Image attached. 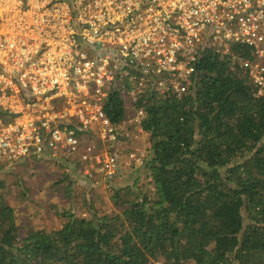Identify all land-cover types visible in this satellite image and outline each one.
<instances>
[{
    "label": "trees",
    "instance_id": "trees-1",
    "mask_svg": "<svg viewBox=\"0 0 264 264\" xmlns=\"http://www.w3.org/2000/svg\"><path fill=\"white\" fill-rule=\"evenodd\" d=\"M234 55L248 58L249 50H206L187 92L134 102L145 110L136 122L149 139L146 181L112 185L115 175L106 177L109 212L91 197L78 208L49 202L60 227L29 224L21 236L0 176V264H264V96ZM104 107L119 132L125 100L113 90ZM40 160L74 165L58 181H67L63 188L77 171L94 181L75 159Z\"/></svg>",
    "mask_w": 264,
    "mask_h": 264
},
{
    "label": "built area",
    "instance_id": "built-area-1",
    "mask_svg": "<svg viewBox=\"0 0 264 264\" xmlns=\"http://www.w3.org/2000/svg\"><path fill=\"white\" fill-rule=\"evenodd\" d=\"M234 45L264 96V0H0V164L48 156L91 180L115 175L117 155L93 142H117L110 93L139 121L134 102L182 95L204 51Z\"/></svg>",
    "mask_w": 264,
    "mask_h": 264
},
{
    "label": "rangeland",
    "instance_id": "rangeland-1",
    "mask_svg": "<svg viewBox=\"0 0 264 264\" xmlns=\"http://www.w3.org/2000/svg\"><path fill=\"white\" fill-rule=\"evenodd\" d=\"M126 108L127 116L119 125L120 137L116 143L109 147L93 138L98 149L111 150L118 157L119 168L112 178L113 181L110 182L112 185L125 184V181L130 182L136 176H139L138 185L146 181V172L140 163H144L146 160L143 158L147 155L149 147L148 135L135 122L129 97H127ZM129 153H133L137 159H131ZM4 166L10 168L5 167V171L1 172L0 176L6 181V195L9 204L15 209L17 221L21 224V236L25 234L29 224L31 225L30 229L47 225L53 230L60 227V221L55 217L49 202L58 208L69 206L78 208L83 203L80 201L81 199L91 197L94 203L101 206L106 213L113 208L109 184L105 182L106 177L96 179L99 181L89 182L82 179V174L77 171L75 174H78V177L72 188H63L67 181H58L73 173L74 165L70 162L34 161L31 158L14 165H8L7 162L1 161L0 167ZM17 176L21 180L19 181L20 185H18V181L16 182ZM65 193H70L73 199L67 200Z\"/></svg>",
    "mask_w": 264,
    "mask_h": 264
},
{
    "label": "crops",
    "instance_id": "crops-1",
    "mask_svg": "<svg viewBox=\"0 0 264 264\" xmlns=\"http://www.w3.org/2000/svg\"><path fill=\"white\" fill-rule=\"evenodd\" d=\"M144 159V158H143ZM135 163V162H134ZM137 163V162H136ZM141 164V163H140Z\"/></svg>",
    "mask_w": 264,
    "mask_h": 264
},
{
    "label": "clouds",
    "instance_id": "clouds-1",
    "mask_svg": "<svg viewBox=\"0 0 264 264\" xmlns=\"http://www.w3.org/2000/svg\"><path fill=\"white\" fill-rule=\"evenodd\" d=\"M143 161V160H142ZM142 163V162H141Z\"/></svg>",
    "mask_w": 264,
    "mask_h": 264
}]
</instances>
